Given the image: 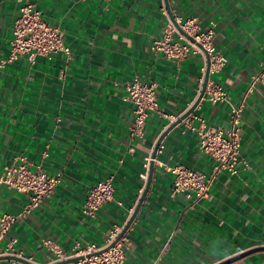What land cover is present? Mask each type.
<instances>
[{
	"label": "crops",
	"instance_id": "obj_1",
	"mask_svg": "<svg viewBox=\"0 0 264 264\" xmlns=\"http://www.w3.org/2000/svg\"><path fill=\"white\" fill-rule=\"evenodd\" d=\"M27 1L63 31L70 58L60 52L2 64L13 22ZM167 1L173 16L196 17L202 28L216 24L213 42L226 63L210 77L227 98H203L194 113L208 126L228 128L231 104L245 95L240 170L220 173L199 201L173 193L172 175L163 165L209 174L214 161L181 121L171 127L125 232L123 264H264V84L246 93L264 62V0ZM162 6L168 13L164 0H0V172L16 155L25 156L31 169L42 162L47 173L61 172L52 197L12 224L2 248L13 240L14 253L27 261L53 264L42 239L75 251L103 244L114 224L128 221L146 185L155 143L196 99L203 64L198 53L175 61L150 50L166 25ZM133 77L155 82L158 91L157 110L137 137L129 136L133 105L124 100ZM108 176L113 199L95 217L85 215L88 190ZM25 203V194L0 188V215H18Z\"/></svg>",
	"mask_w": 264,
	"mask_h": 264
},
{
	"label": "built area",
	"instance_id": "obj_2",
	"mask_svg": "<svg viewBox=\"0 0 264 264\" xmlns=\"http://www.w3.org/2000/svg\"><path fill=\"white\" fill-rule=\"evenodd\" d=\"M161 10L166 16V25L162 35L151 41L150 50L175 61L185 60L192 54H200L203 64L200 69L197 96L203 84L208 57L209 76L202 99L206 98L211 103L225 101L227 98L225 91L210 77L211 74L220 71L226 63V58L213 42L215 22L211 21L207 27L202 28L196 17L174 16L175 23L180 27L179 30L170 20L165 7L162 6ZM60 52L67 59L71 56L63 31L58 26L46 22L42 18L41 11L33 3L24 2L19 7V14L13 22L9 55L2 64L12 62L20 56H27L33 61L36 55L51 58ZM257 82L264 84V62L259 71L251 77L246 93L250 92ZM125 91L124 100L133 105L129 136H142L146 118L158 107L157 84L133 77L125 84ZM244 97L238 103L231 104L228 128L208 126L205 120L194 111L181 120L183 131L195 133L199 150L211 157L214 162L209 174L199 173L181 165H163L164 170L172 175L173 193H182L188 199L199 201L208 196L212 181L220 173L227 172L230 175L239 173L240 124L245 107ZM177 118L171 116L172 120ZM195 120L198 121V125L193 124ZM43 156H47V153L44 152ZM28 164L25 156L16 155L11 165L0 172V188L5 186L26 196V203L18 215L9 213L0 215V243L12 224L18 218L25 217L39 207L45 200L50 199L60 183V171L49 174L45 171L42 162L34 165L33 169ZM141 177L145 179L146 174H141ZM113 197V177H104L88 190L82 212L87 216L95 217L100 207ZM118 204L121 203L118 202ZM123 226L114 224L108 238L101 245L89 244L75 251H67L51 239H42V245L53 255V262L81 257L72 264H123L127 247L125 233L112 244ZM13 242V240L9 241L4 248L0 246V256L15 255L24 258L20 253H14Z\"/></svg>",
	"mask_w": 264,
	"mask_h": 264
},
{
	"label": "water",
	"instance_id": "obj_3",
	"mask_svg": "<svg viewBox=\"0 0 264 264\" xmlns=\"http://www.w3.org/2000/svg\"><path fill=\"white\" fill-rule=\"evenodd\" d=\"M165 6L168 10V14H169V18L170 20L175 24V26L180 30V27L175 23L174 21V16L170 13V9H169V5H168V1L164 0ZM208 76H209V58L207 57V65H206V70H205V74H204V80H203V84L201 87V90L198 94V96L196 97L195 101L191 104V106L183 113L179 116V118L173 123L171 124L157 139L155 146L153 148L152 154L150 156V162H149V168H148V177H147V182L146 185L144 187L143 193L139 199V201L136 204V207L133 211V213L131 214V216L129 217L128 221L124 224L122 231L120 232V234L118 235V237L115 239V241L112 243L114 244L128 229V227L130 226L132 220L134 219L136 212L138 211L139 207L141 206V203L144 199V196L150 186V182H151V178H152V174H153V170H154V159H155V155H156V151L160 145L161 140L163 139V137L165 136V134L168 132V130L173 127L175 124L179 123L182 119H184L187 115H189L190 113H192L194 111V109L196 108V106L199 104V102L201 101L203 95H204V91H205V87H206V83L208 80ZM105 250V249H103ZM81 257H74V258H69L66 260H61V261H57L53 264H67V263H72L78 259H80ZM237 257H234L230 260H234ZM0 260H14V261H18V262H22V263H26V264H32L30 261H27V259L22 258V257H17L15 255H4V256H0ZM229 262V261H226ZM224 264V263H221Z\"/></svg>",
	"mask_w": 264,
	"mask_h": 264
}]
</instances>
